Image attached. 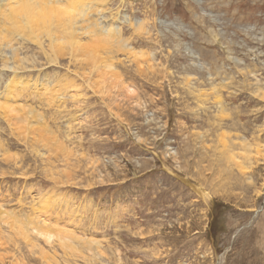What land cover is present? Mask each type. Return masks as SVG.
<instances>
[{
    "label": "rangeland",
    "instance_id": "obj_1",
    "mask_svg": "<svg viewBox=\"0 0 264 264\" xmlns=\"http://www.w3.org/2000/svg\"><path fill=\"white\" fill-rule=\"evenodd\" d=\"M93 6L0 59V264H264V0Z\"/></svg>",
    "mask_w": 264,
    "mask_h": 264
},
{
    "label": "bare ground",
    "instance_id": "obj_2",
    "mask_svg": "<svg viewBox=\"0 0 264 264\" xmlns=\"http://www.w3.org/2000/svg\"><path fill=\"white\" fill-rule=\"evenodd\" d=\"M103 1L104 0H0V59L4 60V54L5 56L7 55L6 47H8V45L13 47L15 41L21 39V42L25 41V44L26 42L27 44L30 43L34 45L33 47L36 46V48L41 50V54L47 57L48 63L49 59L54 63H58L59 58L53 57L52 53L55 51L62 53L67 52L65 48L66 41L68 40L67 38L78 33L77 26H79L85 34L87 33V35L96 34L95 27H92L93 23H91L93 14L96 11L95 8H93V4ZM100 26L102 27L100 31H102L104 35H97V42L110 45L113 43L110 37L115 36L114 29H105L101 24ZM44 37L49 40L48 45L50 46V53L46 50ZM79 47L81 48V46ZM1 50H3V52H1ZM129 52L133 55L139 54L131 50H129ZM16 55L19 57L20 54L17 53ZM27 61L32 62L29 60ZM24 66H27V63L25 64V61H20L19 65L11 68L14 69L15 72H18L21 71L20 69ZM17 114L14 116L16 117ZM22 116L24 115L22 114Z\"/></svg>",
    "mask_w": 264,
    "mask_h": 264
}]
</instances>
